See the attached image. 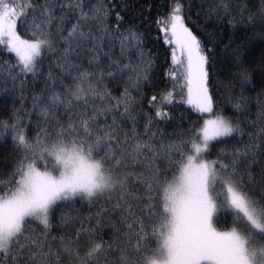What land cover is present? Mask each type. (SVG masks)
Wrapping results in <instances>:
<instances>
[{
  "label": "snow or ice",
  "instance_id": "snow-or-ice-1",
  "mask_svg": "<svg viewBox=\"0 0 264 264\" xmlns=\"http://www.w3.org/2000/svg\"><path fill=\"white\" fill-rule=\"evenodd\" d=\"M204 2L170 0L157 20L172 88L145 108L156 58L126 0H0V93L13 100L0 119L12 143L0 264H264V0L256 11ZM194 5L217 21L196 25L203 36L189 27ZM218 63L227 82L214 79ZM218 85L235 119L218 109ZM179 103L197 115L166 133Z\"/></svg>",
  "mask_w": 264,
  "mask_h": 264
},
{
  "label": "trees",
  "instance_id": "trees-1",
  "mask_svg": "<svg viewBox=\"0 0 264 264\" xmlns=\"http://www.w3.org/2000/svg\"><path fill=\"white\" fill-rule=\"evenodd\" d=\"M235 2L239 3H248L249 7L256 11V9L259 7L260 0H234ZM126 3L128 4V11L125 13L126 19L129 21L136 22V17L140 16L141 13H143V16H140V19L144 21V24L147 26V48L151 49L153 54L156 58V69L155 72L152 74L153 80L151 86L146 85L143 89L145 98L143 100V105L145 108H148V99L151 98L153 95H156L159 99L160 93L162 90H171L172 88V82L171 78L166 76L165 73L170 70L172 62H171V49L164 43V34L160 30L162 25H157V20L164 19L168 15V4L170 3V0H126ZM201 3V0H195V5H199ZM211 4V0H205L203 7L207 9ZM193 6L192 13L190 20L188 21L189 27L193 28V31L196 32L197 35L203 36V32L198 30L196 25H204L207 23V30L213 31V25L217 23V21H210L206 22L204 14L201 13L199 19L196 16V12L198 11V8L196 6ZM114 23V14H113V21ZM127 27V24L124 25ZM141 30L143 31L144 28L142 27ZM216 31H220L219 28L215 29ZM223 31L226 33L225 39L227 38V35L231 34V29L224 28ZM239 35V33H238ZM219 46L217 48V53L220 57H223V53L220 51ZM260 51V46L257 45V47L253 51V56L258 57ZM8 56H0V60H7ZM44 71L47 72V61L45 62V68ZM216 75H214V79L222 80L224 82H227L229 80V77L224 70V65L218 63L217 69L213 70ZM0 87H3V81H0ZM10 87V82H9ZM31 82H29V93H28V99L25 101V104L23 105L24 109L31 108ZM111 87V85H110ZM220 91H217L216 88L213 89V94L215 96V99L217 100V107L223 108L224 112L223 114L226 116H233L235 119L234 111L231 108V106L228 104L227 97L221 95V92L223 91L222 85L217 86ZM40 84L39 82L36 85V90L39 91ZM261 84L259 79L257 78L255 80L254 86L249 85L245 89V95L250 97V103L252 105L250 111L251 116L249 119L254 118L255 112H256V101L255 96L257 93L261 91ZM251 89V90H249ZM116 94H118L119 90H114ZM236 93L240 92L239 87L236 88ZM176 92H179V83L176 87ZM177 102L180 101V96H176ZM13 103L11 96H5L4 94L0 93V119L7 118L11 112V105ZM16 106L20 107L19 100L17 99L15 101ZM173 112V117L171 122L164 124H161V127L164 129L166 133L173 132L174 129L178 127H187L189 121V117L191 119H195V116L197 115L194 113L190 106L179 103L178 107H174L171 109ZM24 119L27 122L29 117L26 113H23ZM32 120H35L36 117L33 114L31 117ZM243 119V117H241ZM202 123V121H201ZM29 134H33V127L32 125L29 126ZM214 143V142H213ZM11 139L10 137H5L4 139L0 140V170H5L8 167V162L4 159L8 153L11 150ZM76 208H81L82 206L80 204H77L75 206ZM83 211L87 212V206H83ZM220 227L222 229L225 228V224L222 222Z\"/></svg>",
  "mask_w": 264,
  "mask_h": 264
}]
</instances>
